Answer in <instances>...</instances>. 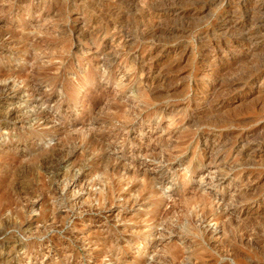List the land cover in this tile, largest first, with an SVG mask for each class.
<instances>
[{
	"label": "rangeland",
	"instance_id": "1",
	"mask_svg": "<svg viewBox=\"0 0 264 264\" xmlns=\"http://www.w3.org/2000/svg\"><path fill=\"white\" fill-rule=\"evenodd\" d=\"M263 230L264 0H0V264H264Z\"/></svg>",
	"mask_w": 264,
	"mask_h": 264
},
{
	"label": "bare ground",
	"instance_id": "2",
	"mask_svg": "<svg viewBox=\"0 0 264 264\" xmlns=\"http://www.w3.org/2000/svg\"><path fill=\"white\" fill-rule=\"evenodd\" d=\"M223 31V30H222ZM231 34V33H230ZM159 35V34H158ZM148 61V60H147ZM207 62V61H206ZM209 62V61H208ZM173 67V66H172ZM224 75V74H223ZM33 76V75H32ZM210 76V75H209ZM206 77V76H205ZM221 79V78H220ZM7 87V86H6ZM2 88V87H1ZM4 88H5V86H4ZM10 88H11V84H10ZM7 89V88H6ZM2 90V89H1ZM3 91V90H2ZM204 101V100H203ZM208 101V100H207ZM3 112V111H2ZM16 117V116H15ZM98 143V142H97ZM49 154V153H48ZM58 154V153H57ZM53 161V160H52ZM59 161V160H58ZM35 164H38V163H35ZM47 164V163H46ZM40 165V164H39ZM49 165V164H48ZM54 165V164H53ZM85 165V164H84ZM36 166V165H35ZM38 167V166H37ZM42 167V166H41ZM41 170V169H40ZM38 171V170H37ZM14 173V172H13ZM18 178H16L15 180H17ZM24 182V181H23ZM201 198V197H200ZM203 199V198H202ZM202 199H201V201H202ZM205 200V199H204ZM199 202V201H198ZM200 203V202H199ZM202 203V202H201ZM206 205V204H205ZM186 219V218H185ZM184 219V220H185ZM181 222V221H180ZM186 222V221H185ZM187 223V222H186ZM186 223H184V224H186ZM180 226V225H179ZM185 227H187V225L185 226ZM183 228H184V226H183ZM185 230V229H184ZM187 230V229H186ZM264 231V230H263ZM251 242V241H250ZM260 242V241H259ZM235 251V250H234Z\"/></svg>",
	"mask_w": 264,
	"mask_h": 264
}]
</instances>
